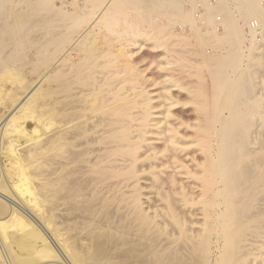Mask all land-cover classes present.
<instances>
[{"label": "bare ground", "instance_id": "bare-ground-1", "mask_svg": "<svg viewBox=\"0 0 264 264\" xmlns=\"http://www.w3.org/2000/svg\"><path fill=\"white\" fill-rule=\"evenodd\" d=\"M141 29L168 53L199 47L213 106L197 124L165 105L150 131L132 79L143 69L125 60ZM259 42L264 0H0V264H264L251 237L264 217ZM179 140L204 153L184 154L190 184L157 161L186 151ZM175 193L203 204V230Z\"/></svg>", "mask_w": 264, "mask_h": 264}, {"label": "rangeland", "instance_id": "rangeland-1", "mask_svg": "<svg viewBox=\"0 0 264 264\" xmlns=\"http://www.w3.org/2000/svg\"><path fill=\"white\" fill-rule=\"evenodd\" d=\"M198 6H199L198 8L202 9L201 5H198ZM182 9L183 10L187 9V7L183 6ZM157 19H159L160 21V18H157ZM180 20L181 19H178L179 22ZM178 21H177V29L182 30L181 27L179 26L180 23ZM141 33L142 34L139 37L132 38L131 36H129L128 39L126 40L125 51L127 52V54L125 55V58H126L125 60L129 64H135V66H141V68L143 69L142 74L138 72V74L135 75L132 79H135V85L137 86V89H136L137 99L140 102L141 101H145V102L152 101L151 103L153 104V107H154V109L152 110V112L154 113L152 118H154L156 122L154 121L155 126L151 127L150 131H158L159 127L163 125L162 123H160L159 120L161 119L162 114L165 111V107H164L165 105L172 106L173 108L171 109L175 112L183 114L185 119H190L192 116L190 122L192 124H197L198 120L195 119V113L198 112L201 115H207V112H209V110L213 106L212 102L210 101L212 97V87L210 84L209 77L207 76V74L197 75V71H196L197 67L202 63V59H203L200 51H198L199 47L194 46L192 44H188V45L182 46V48H184V52L181 54H178L175 52L168 53L166 52L167 45L164 44L163 46H161L157 44L152 38L151 33H149L148 31H145L144 29H141ZM257 46L259 47L258 50H256L253 54L254 55L253 58L254 60L255 59L256 60L254 61V63L248 62V64H252L250 65V67H248V70L252 68L258 69V72H259L258 75H260L262 70H264V46H263V43L261 42L257 43ZM175 47H180V46H175ZM164 62L167 65L164 64ZM145 75H147L148 77ZM260 105L263 107V108L261 107V109L264 110V97L261 100ZM248 108H249V105H246L243 111H247ZM248 119H249V116H246L242 118L241 121L236 122L235 125H233L230 128V133L241 128V126L245 124ZM257 119H258L257 123H259V126H261L260 116L257 115ZM181 129L182 131L191 130V128L189 127L181 128ZM252 129H255V126ZM259 135H260V138L263 137L264 128L261 129ZM147 138L148 139L155 138L157 140L154 141L153 139L152 142H155V143L159 142L157 135H152L148 133ZM185 144L186 146H188L189 150L187 149L186 151H182V152L177 151L174 153L167 152V151L163 153H159L158 156L160 158L157 161L158 162L161 160L165 161L168 158L167 161L168 160L170 161L165 162V165L163 166V170H166L169 172H171L170 170L176 171V174L179 180L184 181L187 184H190L194 182L196 178L193 177V175L190 174L189 172H190V169L196 168V165H194L191 159L187 158V156H185L184 154L186 153L191 154L193 152H197L199 156H203L204 153L201 149L202 147L200 148L199 145H193L189 147L190 145H188L187 142L185 141L181 142L180 140H179V145L169 143L170 148H173L174 146L184 148ZM237 144H239L238 141L234 143V145H237ZM171 154L175 156L171 158L170 157ZM142 163L147 164V168L141 165V170H143L140 173L141 181L143 182L142 184L150 186V183H151L150 178L153 180L154 183H157L156 181H154L156 179L152 177L151 171L153 170V168L149 166L148 160H145ZM157 185L158 184H155L154 185L155 187L153 186L151 188L148 187L147 191L152 192V195L154 196V198L158 200L157 203L164 204L166 201L164 202L160 194V193L163 194L164 190L157 189L158 188ZM170 185L173 186V187L170 186V188L172 187V191L177 188L176 185H175L176 187H174L173 183ZM165 187H169V185H165ZM178 191L181 192L182 190L180 189ZM262 194H264V192L259 193V196H261ZM175 196L178 197L179 199L183 197L180 194L178 196L177 193H175ZM257 201L258 200H254L252 202V204L253 203L254 204L250 207V209L254 208V205L257 203ZM184 202L182 203L184 204ZM182 203H181L182 205L181 207H183V209L186 212L184 210H180L183 212L180 213L179 211V215H180L179 218L184 217V219L181 218V220H185V221L188 220V221L194 222L195 224L192 227L195 230H203L204 223L208 216L207 214H205V212H202L204 211L202 210L203 204L201 202L199 203L198 199L196 201L186 202L187 204L185 205H183ZM190 211L194 212L195 214H193ZM187 213H188V216H187ZM263 221H264V217L259 223V228H256L254 232H251V237L260 240L258 242V245H259L258 249L255 250V252L259 255H263L262 257H264V222Z\"/></svg>", "mask_w": 264, "mask_h": 264}, {"label": "built area", "instance_id": "built-area-1", "mask_svg": "<svg viewBox=\"0 0 264 264\" xmlns=\"http://www.w3.org/2000/svg\"><path fill=\"white\" fill-rule=\"evenodd\" d=\"M251 26H252V27H257V23L254 22V21H252V22H251Z\"/></svg>", "mask_w": 264, "mask_h": 264}]
</instances>
